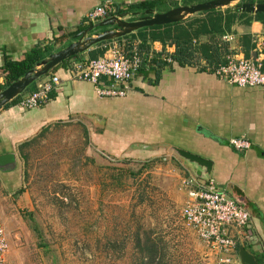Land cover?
Instances as JSON below:
<instances>
[{
    "label": "crops",
    "instance_id": "crops-1",
    "mask_svg": "<svg viewBox=\"0 0 264 264\" xmlns=\"http://www.w3.org/2000/svg\"><path fill=\"white\" fill-rule=\"evenodd\" d=\"M102 1L0 0V92L6 81L2 70L5 56L18 61L37 46H47L51 53L64 48L86 29L80 28L88 23L87 12ZM112 1L126 9L158 0ZM163 2L162 7H171L173 3L182 5L183 0ZM235 5L220 11L225 13ZM148 9L157 12L155 5ZM204 17L205 14L199 13L184 22ZM146 33V29H140L77 55L78 60H87L91 50L108 47L113 41L137 43L141 50L152 52L161 64L153 61L145 64L133 78L126 96L98 95L92 83L70 77L68 63L50 71L61 82L48 102L25 110L18 102L10 101L0 109V155L17 156L14 170L0 171V189L14 194L22 185L23 143L35 139L52 123L96 116L99 121L85 119L92 125L93 143L104 151L143 160L169 154L168 147L176 146L211 160V179L249 210L253 245L247 249L257 255L258 264H264V87H241L221 79L213 71L227 62L228 55L259 58L264 71V23L242 18L232 25L230 32L202 34L193 39V53L181 63L173 59L175 43L148 39L143 46ZM163 55L170 56L171 63L165 62ZM50 77H41L23 94L35 90L41 80ZM234 137L247 138L250 149L235 150L230 144ZM138 144L148 148H139ZM183 170L182 182L188 176L184 167ZM240 246L231 255L229 264H240ZM217 260L222 264L221 256Z\"/></svg>",
    "mask_w": 264,
    "mask_h": 264
},
{
    "label": "rangeland",
    "instance_id": "rangeland-1",
    "mask_svg": "<svg viewBox=\"0 0 264 264\" xmlns=\"http://www.w3.org/2000/svg\"><path fill=\"white\" fill-rule=\"evenodd\" d=\"M85 118L23 147L22 185L0 189L8 264H218L182 217L181 161L104 151Z\"/></svg>",
    "mask_w": 264,
    "mask_h": 264
},
{
    "label": "built area",
    "instance_id": "built-area-1",
    "mask_svg": "<svg viewBox=\"0 0 264 264\" xmlns=\"http://www.w3.org/2000/svg\"><path fill=\"white\" fill-rule=\"evenodd\" d=\"M119 13L112 0H104L91 8L85 17L94 24ZM113 42L105 47L101 57L73 59L67 69L72 79L92 83L100 96L124 97L130 91L137 72L152 62L155 56L152 52L141 50L137 43ZM162 58L167 63L172 61L168 55ZM213 71L221 79L241 87H264V71L259 58L228 55L227 62ZM60 82L57 75L41 80L35 90L21 96L18 105L25 110L43 105L50 100L51 93ZM230 144L239 152L251 147L250 141L244 137L231 138ZM182 184L188 188L187 201L181 211L183 219L212 251L221 256L220 263L229 264L238 245L252 240L249 210L225 188L218 187L213 179L202 181L188 172ZM8 251V239L0 219V264H8Z\"/></svg>",
    "mask_w": 264,
    "mask_h": 264
},
{
    "label": "water",
    "instance_id": "water-1",
    "mask_svg": "<svg viewBox=\"0 0 264 264\" xmlns=\"http://www.w3.org/2000/svg\"><path fill=\"white\" fill-rule=\"evenodd\" d=\"M234 3L237 4L241 11L247 13L264 12V3L261 2H253L251 0H207L175 6L164 12H154L152 9H147L144 14L138 12L130 14V12L125 11L117 16L94 23L78 32L74 36L76 40L64 48L49 54L48 57L44 58L34 68L28 70L21 78L3 89L0 92V109L17 96L23 94L33 83L52 71L60 63L88 51L94 45L119 39L147 27L181 22L201 12L229 7ZM103 27L105 29L101 30L100 28ZM88 118L92 121L99 119L96 116H88ZM137 147L146 149L148 145L138 144ZM168 150L199 180L208 181L211 179L213 170L211 160L176 146H169ZM262 156L264 157V152H262ZM16 165V153L0 155V171H12L16 168ZM238 255L241 264H258L255 256L243 244L239 247Z\"/></svg>",
    "mask_w": 264,
    "mask_h": 264
},
{
    "label": "trees",
    "instance_id": "trees-1",
    "mask_svg": "<svg viewBox=\"0 0 264 264\" xmlns=\"http://www.w3.org/2000/svg\"><path fill=\"white\" fill-rule=\"evenodd\" d=\"M203 1H207V0H183L182 5L183 4L188 5V4H193V3L203 2ZM251 1L264 3V0H251ZM162 3H164L163 0H158L157 2L155 1L154 3H150L149 5L145 4L144 6H141V5L131 6L126 9H122L119 6L117 7H118L119 12L139 11L138 13H140L142 11L145 12V10L148 9V7L150 8L154 5H155V9L157 12H164V11L169 10L170 8L179 6L178 3H173L171 7L170 6L162 7L163 5ZM201 13L205 14L204 18H200V19L194 18L193 20L188 21V22L181 21L177 23H171V24H166V25H155L152 27L144 28L146 29L147 33L142 42L143 46L146 44L148 39L152 41L159 40L163 43H166L167 41L175 43L177 49H176L175 54L173 55V59L181 63L187 58H189L190 55L193 53V48H192L193 39L198 38L202 34H207V33L208 34H212V33L224 34L226 32H230L232 25L237 20H240L242 18H247V22L252 19H256L264 23V12H259L256 14L247 13V12L241 11L237 7V4L234 6V9L227 10L225 13H222L220 9L208 10V11H204ZM140 14H144V13L142 12ZM92 24H93L92 22H88L87 24H84L80 29L87 28L88 26ZM100 29L102 30L105 28L103 27ZM102 43L104 42L99 43V45ZM104 52H105V48L102 46H98L97 48L89 52L90 53L89 59H97L101 57L104 54ZM49 54H51V50L49 49V47L47 46L38 47L37 46V47L32 48L29 52L26 53L23 59L18 60V61L12 60L10 57L5 56L2 70L5 73L6 81H5L3 88L5 89L11 83L21 78L28 70L34 68L44 58L48 57ZM77 58L78 56H75L73 58L65 60L59 65L68 64L70 60L77 59ZM153 63L160 65L161 61L154 59ZM57 67H55L52 71H54ZM48 75L53 76L52 72H49L45 76H43V78ZM21 95L14 98L11 101V103L19 102ZM44 131L45 130L43 129L41 133H43ZM32 140L23 143L20 146L21 150L23 149V147L29 144ZM20 153L23 156L22 158H24L22 151ZM251 241L252 240L247 242V243L250 242L249 244H245L246 248H249V249L251 248V245H250Z\"/></svg>",
    "mask_w": 264,
    "mask_h": 264
}]
</instances>
